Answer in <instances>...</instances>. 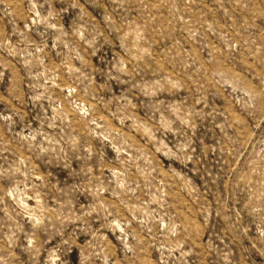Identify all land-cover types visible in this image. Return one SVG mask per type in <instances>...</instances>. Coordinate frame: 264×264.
<instances>
[{"label": "rangeland", "instance_id": "374dc122", "mask_svg": "<svg viewBox=\"0 0 264 264\" xmlns=\"http://www.w3.org/2000/svg\"><path fill=\"white\" fill-rule=\"evenodd\" d=\"M0 264H264V0H0Z\"/></svg>", "mask_w": 264, "mask_h": 264}]
</instances>
